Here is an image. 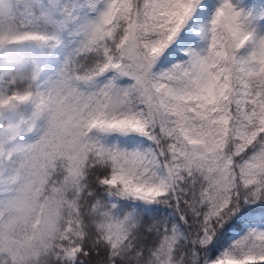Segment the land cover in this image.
Listing matches in <instances>:
<instances>
[{"label":"snow or ice","instance_id":"1","mask_svg":"<svg viewBox=\"0 0 264 264\" xmlns=\"http://www.w3.org/2000/svg\"><path fill=\"white\" fill-rule=\"evenodd\" d=\"M88 6L72 13L80 44L53 78L0 63V264H264V32L252 13L219 0L207 44L187 48L205 0ZM57 19L0 0V51L56 46L42 25ZM241 223L261 227L218 255Z\"/></svg>","mask_w":264,"mask_h":264},{"label":"trees","instance_id":"2","mask_svg":"<svg viewBox=\"0 0 264 264\" xmlns=\"http://www.w3.org/2000/svg\"><path fill=\"white\" fill-rule=\"evenodd\" d=\"M17 14L21 18H26L31 15V11L35 8L40 13H47L51 17H58L52 25H42L45 30L52 31L59 34L60 43L65 44L66 47L70 46V33L73 27L71 22V15L76 7L86 5L88 0H15ZM245 7L251 10L253 17H264V0H244ZM187 32V31H186ZM54 47L41 48L34 43H28L19 46L7 47L4 51H0V63L11 65L16 68L25 69L29 74H34L36 69L40 71V81L44 72L50 67L53 58L55 57L56 49L60 45ZM180 53V50L177 49ZM76 53H70L69 58H75ZM95 57H78V61L82 64L91 65ZM163 59V58H161ZM103 80V78H101ZM29 83L25 80L22 87ZM127 137H121L113 142L127 141ZM144 138L140 137L132 146H141ZM231 223V221H230ZM257 224H243L239 228L233 227L228 230L222 237V244L217 249L219 255L228 248L232 243V238L242 233L249 228H253ZM227 227V226H226ZM223 231V230H222Z\"/></svg>","mask_w":264,"mask_h":264},{"label":"rangeland","instance_id":"3","mask_svg":"<svg viewBox=\"0 0 264 264\" xmlns=\"http://www.w3.org/2000/svg\"><path fill=\"white\" fill-rule=\"evenodd\" d=\"M233 2L236 3L239 7L245 9L247 12L251 13V10H248L245 7L244 0H233ZM218 3L219 0H205L206 6L197 11V14L193 17V20L190 22L188 28L185 29V31H187L193 37V42L187 45L186 46L187 48H194V47L202 48L207 44V40L204 37V29L210 24L215 7ZM88 5H89V0L86 5L76 7L73 10V12H75L76 15L81 18L90 16L92 13ZM253 18H254L255 26L258 29V31L264 32V17L260 16ZM71 22L73 24V27L71 29V33H70L71 35L69 37L70 46L66 47L65 44L60 43V45L56 49L55 57L53 58L50 67L43 74L42 81H47L53 78L59 72V70L64 66L70 53H76V50L79 47L80 44V36L78 35L79 27L74 22V18L72 17V15H71ZM177 43H179V41H177ZM178 49L180 50L179 53L180 56H183L185 49L183 47ZM178 62H179L178 60L171 61L172 64ZM168 66L169 65L167 64L163 65V67H168ZM257 227H261V225H257L253 228H257ZM249 229L245 230L242 233L236 234L232 238V243L233 241H236L241 237H243Z\"/></svg>","mask_w":264,"mask_h":264}]
</instances>
